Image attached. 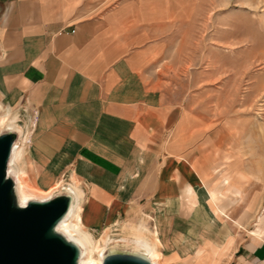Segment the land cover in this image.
I'll return each mask as SVG.
<instances>
[{
	"label": "crops",
	"instance_id": "crops-1",
	"mask_svg": "<svg viewBox=\"0 0 264 264\" xmlns=\"http://www.w3.org/2000/svg\"><path fill=\"white\" fill-rule=\"evenodd\" d=\"M135 9L125 0H0V83L36 113L27 153L36 169L67 170L79 181L90 232L142 211L154 214L164 264L191 261L190 226L213 235L197 237V264L262 256L263 244L251 249L228 224L215 227L232 207L222 209L210 191L204 149L190 151L183 105L146 71L153 56L141 44L151 31Z\"/></svg>",
	"mask_w": 264,
	"mask_h": 264
},
{
	"label": "rangeland",
	"instance_id": "rangeland-1",
	"mask_svg": "<svg viewBox=\"0 0 264 264\" xmlns=\"http://www.w3.org/2000/svg\"><path fill=\"white\" fill-rule=\"evenodd\" d=\"M125 2L141 7L130 11L140 17L142 31H151L149 40L141 44V49L151 48L153 56L146 65L147 73L179 111L183 105L182 111L189 118L190 151L204 149L205 162L211 170L210 191L219 192L217 205L222 209L232 207V214H217L215 227L226 223L240 243L251 249L264 246V0ZM2 86L0 83V104L17 114L15 128L24 131L29 118L33 120L24 157L27 179L44 193L58 183H71L75 177L67 170L36 169L27 153L36 129L35 108L27 98L21 99L19 92L6 94ZM175 127L172 141L177 136ZM78 185L83 190L79 181ZM154 219V214L140 211L95 233L87 230L83 222L81 228L97 240L110 230L111 237L120 241L131 240L133 230L143 231L139 227L142 223L160 238ZM189 221L192 225L197 220ZM206 221V227L214 226ZM190 228L193 231L188 234V264H197V237L208 239L213 235L198 236L197 229ZM174 229L181 230L179 226ZM248 254L243 264H264V254Z\"/></svg>",
	"mask_w": 264,
	"mask_h": 264
},
{
	"label": "water",
	"instance_id": "water-1",
	"mask_svg": "<svg viewBox=\"0 0 264 264\" xmlns=\"http://www.w3.org/2000/svg\"><path fill=\"white\" fill-rule=\"evenodd\" d=\"M17 129L0 133V264H80L82 247L58 230L73 197L57 192L22 204L10 161L19 139ZM102 264H154L133 243L118 241L105 250Z\"/></svg>",
	"mask_w": 264,
	"mask_h": 264
},
{
	"label": "bare ground",
	"instance_id": "bare-ground-1",
	"mask_svg": "<svg viewBox=\"0 0 264 264\" xmlns=\"http://www.w3.org/2000/svg\"><path fill=\"white\" fill-rule=\"evenodd\" d=\"M16 118L17 114H14L10 107L7 106V108H4L0 104V133L6 129H16ZM32 122L33 120L29 118L24 131L17 128L20 137L14 148L10 161L9 171L16 180L19 198L22 204H26L32 199L50 198L57 192H66L70 194L73 197V203L67 217L58 226V230L66 234L68 238L72 239L82 247L83 254L80 264H102L105 250L110 244L118 241L111 237L109 233L110 230L107 231L100 240L95 239L91 233L82 231V211L85 193L80 189L78 181L73 178L75 182L72 180L68 185L63 182L61 184L58 183L54 186L56 188L53 190L50 189L51 191L49 190L47 193H44L43 191L36 189L34 185L30 183L31 181L27 179L24 155L30 137L29 128ZM220 215L223 216L224 214ZM139 227H141L143 231L133 230L134 237L131 240L123 238L120 241L133 243L137 247L145 250L151 256L154 264H162V254L159 250L161 243L158 236L152 234L145 224L141 223Z\"/></svg>",
	"mask_w": 264,
	"mask_h": 264
},
{
	"label": "built area",
	"instance_id": "built-area-1",
	"mask_svg": "<svg viewBox=\"0 0 264 264\" xmlns=\"http://www.w3.org/2000/svg\"><path fill=\"white\" fill-rule=\"evenodd\" d=\"M74 32V31H73Z\"/></svg>",
	"mask_w": 264,
	"mask_h": 264
}]
</instances>
